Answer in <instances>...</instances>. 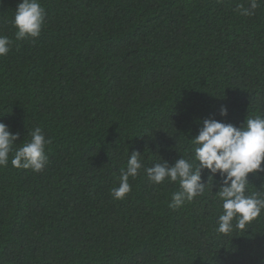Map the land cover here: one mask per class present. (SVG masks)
Returning <instances> with one entry per match:
<instances>
[{"label":"trees","instance_id":"16d2710c","mask_svg":"<svg viewBox=\"0 0 264 264\" xmlns=\"http://www.w3.org/2000/svg\"><path fill=\"white\" fill-rule=\"evenodd\" d=\"M37 38L17 40L19 0H0V122L40 127V172L0 166V264H264V212L218 234L219 174L169 206L178 183L148 181L113 199L129 154L145 167L191 156L201 121L264 117V3L249 0H39ZM221 106L227 115L219 114ZM207 170H202L206 180ZM249 193L264 172L248 174ZM235 223V221H233Z\"/></svg>","mask_w":264,"mask_h":264},{"label":"clouds","instance_id":"9594fccd","mask_svg":"<svg viewBox=\"0 0 264 264\" xmlns=\"http://www.w3.org/2000/svg\"><path fill=\"white\" fill-rule=\"evenodd\" d=\"M264 0H249L245 8L238 4L241 15L251 16ZM45 9L39 0H19L11 20L17 40L37 38L44 23ZM11 41L0 35V56L10 51ZM219 114L227 115V108L221 106ZM198 133L191 138V156H180L171 165L166 160L145 167L141 153L133 150L127 159L126 167L121 168L119 186L111 189L113 199L120 200L130 192L129 177L135 178L141 168L148 181L161 184L166 179L178 183L179 190L172 193L170 207L182 206L196 196L203 195L206 187L219 174L220 183L215 191L221 202L222 212L217 217L218 234L228 235L235 230L244 231L247 225L264 212V191L260 188L249 193L248 174L264 172V117L250 116L236 127L214 118L201 121ZM30 139L15 147L19 133H13L8 125L0 122V166L9 164L18 169L42 171L48 163L46 145L51 143L42 129L36 127L28 133ZM207 170L206 180H202V170ZM235 221V223H233Z\"/></svg>","mask_w":264,"mask_h":264}]
</instances>
